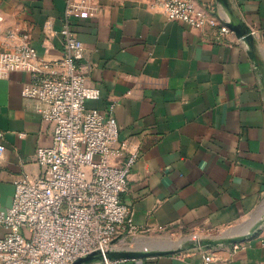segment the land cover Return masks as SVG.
Listing matches in <instances>:
<instances>
[{
	"label": "crops",
	"instance_id": "obj_1",
	"mask_svg": "<svg viewBox=\"0 0 264 264\" xmlns=\"http://www.w3.org/2000/svg\"><path fill=\"white\" fill-rule=\"evenodd\" d=\"M228 1L251 28L262 69L232 30L170 21L146 0H73L79 64L99 92L87 107L115 117L114 163L137 154L121 200L139 230L122 228L111 249L147 253L250 233L235 243L115 264H202L207 252L220 264H264V0ZM64 8V0H0L1 23L27 32L41 57L56 58L64 53ZM30 80L24 69L0 76L1 208L12 201L16 177L40 173L36 149L52 144L36 99L22 95Z\"/></svg>",
	"mask_w": 264,
	"mask_h": 264
},
{
	"label": "built area",
	"instance_id": "obj_2",
	"mask_svg": "<svg viewBox=\"0 0 264 264\" xmlns=\"http://www.w3.org/2000/svg\"><path fill=\"white\" fill-rule=\"evenodd\" d=\"M62 38L64 53L56 58L41 57L27 32L2 26L0 16V76L24 69L31 80L22 95L37 101V111L51 126L52 144L38 147L37 176L14 179L9 206L0 207V264H71L93 252L102 259L93 264H115L106 252L123 228L138 231L130 206L121 200L129 171L137 154L128 153L114 163L113 148L118 127L115 117L87 100L99 97L98 89L86 84L79 60L82 44L73 28L72 16L79 5L64 0ZM159 8L170 21L190 27L230 28L215 13L213 0H146ZM202 264H220L212 252L203 255Z\"/></svg>",
	"mask_w": 264,
	"mask_h": 264
},
{
	"label": "water",
	"instance_id": "obj_3",
	"mask_svg": "<svg viewBox=\"0 0 264 264\" xmlns=\"http://www.w3.org/2000/svg\"><path fill=\"white\" fill-rule=\"evenodd\" d=\"M220 3L223 5V7L226 9L229 18L228 20L222 21L232 30L237 37L241 38L246 42L248 45V54L250 58L255 62L256 66L262 69V66L257 61L254 53V36L252 33L251 28L242 20H240L231 9L230 3L228 0H219ZM264 78V76H262ZM260 223H258L251 232L256 230ZM250 234V233H249ZM248 234V235H249ZM246 236L241 237H211V238H201V239H195V240H187L185 241L181 247L176 249H168V250H153L149 251L147 253H142L138 251H132V250H112L106 252V257L108 259H118V258H125V257H139L144 255H162V254H168L173 253L176 251L184 250L186 248H201V247H213L217 246L219 244H228V243H235L238 241L244 240ZM102 259V255L98 252L90 253L86 256L79 257L76 260H74L71 264H93L96 261H99Z\"/></svg>",
	"mask_w": 264,
	"mask_h": 264
}]
</instances>
